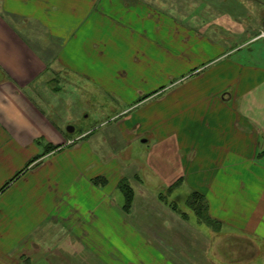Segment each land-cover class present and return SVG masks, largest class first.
Here are the masks:
<instances>
[{"label":"crops","instance_id":"obj_1","mask_svg":"<svg viewBox=\"0 0 264 264\" xmlns=\"http://www.w3.org/2000/svg\"><path fill=\"white\" fill-rule=\"evenodd\" d=\"M251 1L247 8L241 5V13L239 7L222 13L234 21L230 47L195 36L201 51L188 57L201 61L192 68L200 70L184 78L169 75L163 86L173 85L141 102L137 114L97 124L95 130L103 133L92 132L28 169L43 141L65 139L63 128L31 94L49 71L94 83L91 66L110 70L118 50L135 45L140 52L129 58L153 67L160 50L176 58L179 42L188 45L208 28L178 26L169 10L142 0H0V257L51 220L73 223L86 248H103L94 252L99 264H175L171 252L146 245L116 202L115 181L135 174L139 194L172 185L204 194L212 217L222 223L211 238L219 242L217 256L213 250L208 254L216 264H252L243 259L264 246V0ZM99 79L107 84L113 77L105 73ZM161 85L137 82L136 88ZM138 146L136 160L124 157ZM94 175L107 176L110 185H92ZM71 192L73 204L57 203L59 193L67 201ZM12 238L17 242L9 247Z\"/></svg>","mask_w":264,"mask_h":264},{"label":"rangeland","instance_id":"obj_2","mask_svg":"<svg viewBox=\"0 0 264 264\" xmlns=\"http://www.w3.org/2000/svg\"><path fill=\"white\" fill-rule=\"evenodd\" d=\"M142 1L156 9L169 10L167 12L176 18L178 26H198L204 29L208 28V31L205 34L195 33L188 45L179 42L175 51H171L176 55V58L169 56V51L160 50L161 55L157 53L160 56L155 60L156 65L153 67H148L146 65L148 61L142 58L137 62L142 61L143 64H136L129 58L131 54L137 55L140 52L135 45L132 46V49L118 50L111 61L113 65L110 70L97 65L91 66V70L97 78L94 83L86 82L83 78L73 77L68 72L62 71V74L61 71L56 72L57 70L49 71L45 77L48 80L35 86L31 94L34 100L48 111L54 122L63 128L65 139L62 144L43 141L42 153L30 161L28 169L30 164L37 162L39 158H43L47 154L51 156V153L58 152L75 143L78 144L84 138L90 137L92 132L101 131L103 133L104 129L95 130L97 124L99 126L100 123L111 120L118 122L129 114H137L143 108L140 105L141 102L163 95L164 91L169 88L168 85H173V82L170 81L167 82V87L163 86L169 75L184 78L200 70V66L192 68L194 63L201 61L189 60L188 57L201 51L200 47H195L196 43L193 41L195 36L224 41L229 43L228 47L233 45L235 36L229 27L234 24L233 18L226 16L229 14L222 13L226 8L236 11L238 7L241 13V5L247 8L246 5L251 0H241L242 3L228 0L225 3L222 2L220 6L217 5V0ZM250 3L252 6V1ZM255 3L260 10V2L256 1ZM224 4L227 6L224 7ZM221 15L225 17H220ZM181 32V39H183L185 33ZM144 43L145 46L150 45L147 44L148 40L146 39H144ZM163 51L169 58L164 57ZM145 53L147 54L146 58L152 54V50H145ZM133 58L136 57L133 56ZM105 73L113 77L112 82L104 84L100 81L99 78ZM133 76H137L139 80L135 81ZM137 82L150 86L162 84V87L152 90L145 89L147 91L145 92L144 89L142 91L136 88ZM128 90L132 91L134 97L132 94L121 96ZM70 127L74 128L71 132L69 131ZM139 148L138 146V148L129 149L124 157L136 160V152L139 151ZM110 181V178L105 175H94L89 180L96 187H106L110 185ZM115 183L118 188L113 191L117 195L116 202L121 206L123 213L127 214L129 226L139 232L146 241V245H153L158 250L171 252V260L175 264H216L211 254H208V250H213L214 255L217 256L215 250H217L219 242L211 241V238L222 228V223L212 217L208 200L204 194L197 191L187 193L183 189H179L178 185L160 188L161 190L154 194H139L136 191L138 185L140 187V183H138L135 174L118 177ZM7 184L4 188L7 187ZM125 186L129 187L131 193L126 194ZM60 194L57 203L70 202L73 204L75 195L72 192L67 201L64 199L67 196L62 197ZM200 197L206 201L204 204L208 208L207 214L212 218L210 221H206L205 218L201 219L198 211L190 203L191 200L200 203L199 205H204ZM139 206L141 210L138 209ZM72 224L63 222L58 225L53 224L51 220L40 223L37 230L31 231L28 237L18 241L17 248L2 251L0 264H99L98 260L100 259L94 252H102L104 249L86 248V244L81 242L78 239L79 236L73 232ZM15 237H19V235ZM13 238L7 243L9 247L17 242ZM226 242L222 241V243ZM128 244L132 245L133 243ZM126 249L129 250V248ZM222 251L225 250L220 248V254ZM248 260H252V264H264V246H260V251H257L255 256L243 259L245 262Z\"/></svg>","mask_w":264,"mask_h":264},{"label":"trees","instance_id":"obj_3","mask_svg":"<svg viewBox=\"0 0 264 264\" xmlns=\"http://www.w3.org/2000/svg\"><path fill=\"white\" fill-rule=\"evenodd\" d=\"M125 189H126V194L127 193H131V190H129V187H127V186H125ZM194 194H196V193H194ZM193 196V195H192ZM191 196V197H192ZM190 197V199H192ZM201 198V200H202V204H204V203H206V201H205V199L203 198V197H200ZM190 203L194 206V208L198 211V213H199V215H200V217H201V219L202 218H205L206 219V221H210V220H212V218L207 214V210H208V208H207V205L206 204H204V205H199L198 203H195V202H193V201H191L190 200Z\"/></svg>","mask_w":264,"mask_h":264},{"label":"water","instance_id":"obj_4","mask_svg":"<svg viewBox=\"0 0 264 264\" xmlns=\"http://www.w3.org/2000/svg\"><path fill=\"white\" fill-rule=\"evenodd\" d=\"M73 130H74V128H72V127L69 128V131H73Z\"/></svg>","mask_w":264,"mask_h":264}]
</instances>
